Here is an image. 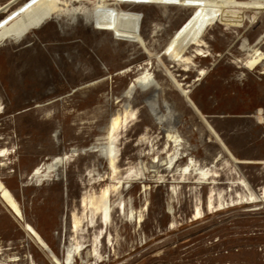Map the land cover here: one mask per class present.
Here are the masks:
<instances>
[{
	"label": "rangeland",
	"instance_id": "rangeland-1",
	"mask_svg": "<svg viewBox=\"0 0 264 264\" xmlns=\"http://www.w3.org/2000/svg\"><path fill=\"white\" fill-rule=\"evenodd\" d=\"M65 1L0 0V149L13 151L0 181L17 201L0 190V264H58L19 209L59 264H264V65L244 67L241 49L264 32V0H81L104 8L89 19ZM144 71L161 85L159 116L167 102L174 116L160 122L150 89L126 95ZM169 131L182 143L171 169L203 167L210 181L166 170Z\"/></svg>",
	"mask_w": 264,
	"mask_h": 264
},
{
	"label": "bare ground",
	"instance_id": "bare-ground-1",
	"mask_svg": "<svg viewBox=\"0 0 264 264\" xmlns=\"http://www.w3.org/2000/svg\"><path fill=\"white\" fill-rule=\"evenodd\" d=\"M230 1L231 0H212L210 2V4H211L212 7L216 8L217 10H223L224 8H226L229 5ZM58 2L60 4L62 2V0H58ZM65 2L68 4V7H69L68 12H70V15L74 16V19H77V16L79 14H82L83 16H85L86 18L89 19V18H92V17L93 18H98L99 16H101L104 13V8L96 9L94 11L88 10V8L86 6H84L85 3H82L81 0H66ZM77 3H80L81 5L77 4ZM62 9H64V8H62ZM91 22H92V20H91ZM194 43L197 46H201V44H202V42L199 41V40H196ZM248 43L247 42H243L242 45H241L242 46L241 49L246 52L245 53L246 57L242 60L243 66L246 67V68H249V69H255V68H257L260 65H264V52L262 51V49L260 47V45L262 43H264V32L261 34V36L259 37L258 41L255 44L251 45V44H248ZM203 54H204V50L198 47L196 49V51L194 52V54H192V56H197L198 57V56L203 55ZM178 57L180 58L181 61H184V62H186L188 64H189V61L192 59L191 56H185V57L178 56ZM139 87L151 90V92H152L151 93V97H148L147 100L150 103V106H151L154 114L158 115V119L160 120V122L163 121V119L165 117L169 116V115H173V116L175 115L174 114L175 112H174L172 106L167 102V103H165V106H166V109L168 111V114H166V115L161 114L159 116L160 112H159L158 94H159V90L161 88V85H160L159 81H157L155 78H152L150 71H144L141 75L137 76L130 83L129 88L126 91V95L129 96V97H132L133 94L135 93V91ZM1 113H2V110H1V107H0V115H1ZM132 115H135V113L132 112ZM131 118L133 119V116ZM174 118H176V117H174ZM164 122H166V121H164ZM122 125H123V123H122L121 120H119V118L115 119L113 121V123L111 124L110 129H109L110 135L113 136L115 134V132ZM168 142L171 145H170V147L168 149L169 143H167V147H165V150H166V153H169V155L164 160V163H165L167 171L171 172V174H173V175L180 174V176L182 178H186L187 176L190 177L192 175H195V176L198 175L199 176L198 182H200V183H204V182L210 181V178L212 176H214V174L210 175L208 173L209 169L205 170V168H203V167L193 168V169H191V172L189 171L190 172L189 174H187L185 170H187L190 167V164L185 165L184 169L182 167H180V165H179L180 169L177 168V165H175L171 169L174 157L176 156V154L179 153L182 143H181V140H180V136L177 133H173L172 131H169V133H168ZM171 142H174V145ZM76 151L77 150H73L74 153ZM12 152L13 151H11L9 148H2V149H0V156L1 157H7L8 155L12 154ZM101 152L103 154L105 152L108 153L109 158L114 159V153H113L114 150L111 147L107 150L106 146L104 145L101 148ZM69 156H70L69 153H63V154L55 156L53 158V160L51 161V163L49 165V168H52L53 171H56L57 172L56 174H57L58 177L61 175V172H63L65 170L66 160H67V158ZM155 158H154V160H155ZM158 158H156V159H158ZM158 160L160 161L161 159H158ZM34 176H40L42 178V180H47L50 177V175L47 172L44 173L42 171V167H40V166L35 169ZM207 176H209V178H207ZM128 177H130V175ZM205 179H207V180H205ZM145 187H146V185H145ZM0 190H1V193L4 196H8V197H10V199L13 200L12 205H13V207H16L17 206V201L15 199V196L10 192V190L8 189L6 184L3 183L2 181H0ZM174 190H175V188H174ZM85 202L86 201L84 200L83 204L87 205V203H85ZM208 204H209V202H208ZM210 204H211V206H213V202H211ZM103 211H104V215H103L104 223H105V225H109L110 222H111V219H112L111 208L109 206H106V208ZM202 214H203V211L200 208V206H198L194 215L196 216V218H198V217L202 216ZM15 216L18 219H20L21 221H24L25 228H26V230H28V234L30 235V237L42 249H44L45 251L49 252L50 258L52 257V259H54L56 262H58V264L62 263V260L56 254H53L51 252L48 243H46V241L43 239V237H41L38 234V232L31 225H29L28 223H25V214H24L23 210L19 209L17 211V213L15 212ZM140 217H141V215H140ZM139 219H140V221L142 220V218H139ZM74 221H75L74 227H76V229L78 230L79 226L81 224V222H80L81 220L76 218ZM74 241H75V239H74ZM77 242H78V240H77ZM77 242L76 243H72L68 247L69 253H68V257H66L67 261L74 260V257L77 254H81L82 250L85 248L84 245L77 244ZM16 260L17 259L15 257V258H11L9 261H16ZM74 262H67V264H73Z\"/></svg>",
	"mask_w": 264,
	"mask_h": 264
}]
</instances>
